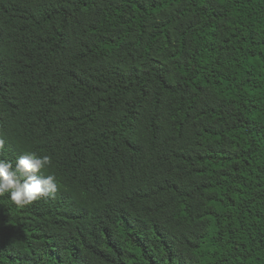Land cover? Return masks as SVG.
I'll list each match as a JSON object with an SVG mask.
<instances>
[{
	"label": "trees",
	"instance_id": "1",
	"mask_svg": "<svg viewBox=\"0 0 264 264\" xmlns=\"http://www.w3.org/2000/svg\"><path fill=\"white\" fill-rule=\"evenodd\" d=\"M0 264H264V0H0Z\"/></svg>",
	"mask_w": 264,
	"mask_h": 264
},
{
	"label": "clouds",
	"instance_id": "2",
	"mask_svg": "<svg viewBox=\"0 0 264 264\" xmlns=\"http://www.w3.org/2000/svg\"><path fill=\"white\" fill-rule=\"evenodd\" d=\"M2 151L4 141L0 139V152ZM51 164V156L35 151H27L18 156L15 163L0 158V196L9 194L15 205L23 207L42 197L54 195L57 190L56 176L40 174Z\"/></svg>",
	"mask_w": 264,
	"mask_h": 264
}]
</instances>
